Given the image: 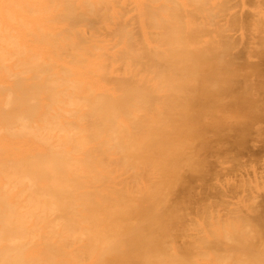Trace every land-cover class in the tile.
Returning a JSON list of instances; mask_svg holds the SVG:
<instances>
[{"label":"bare ground","instance_id":"1","mask_svg":"<svg viewBox=\"0 0 264 264\" xmlns=\"http://www.w3.org/2000/svg\"><path fill=\"white\" fill-rule=\"evenodd\" d=\"M221 1L0 0V264H264V205L259 208L262 196L256 198L264 191L254 194L256 189L252 190L256 196L247 192L252 186L250 174H242L247 186L239 177L243 171L237 176L240 182L228 174L222 181L228 190L233 183L232 193L255 197L240 201L260 212L263 221L254 211L257 215L245 214L248 210L234 201V193L231 202L230 192L225 194L227 190L220 186L222 181L217 184V189L222 187L218 196L225 199L217 197L234 202L233 206L236 203L232 212L230 207V212L225 210L230 203L217 197L212 200L217 206L212 203V207L227 204L219 207L225 213L219 208L210 211L206 201L200 203L208 207L207 213L197 201V208L191 210L186 207L188 201H177L182 196L176 193L182 191L175 189L182 173L197 159H193L197 150L192 157L190 149L196 131L188 136L184 128L189 119L195 121L188 118L199 99L193 92L195 81L202 79L203 84V75L210 76L200 69L206 63L197 56L209 58L213 40L204 38L207 45L212 44H203L205 48L197 43L216 27L225 31L221 21L226 17L220 12L229 3ZM219 3L222 6L217 7ZM227 8L222 15L226 16ZM216 16L223 19L216 22ZM212 22L214 29L206 27ZM179 84L193 90V107L188 104L192 92L188 98V90ZM202 92L201 98L212 96ZM177 111L187 117L184 113L178 117ZM176 127H180L178 134ZM180 133L184 140L177 136ZM178 143L181 146H175ZM206 145L210 152L212 144ZM182 147L186 152L180 153ZM181 156L186 163L191 160L183 172L177 170ZM202 163H197L199 170L191 167L190 174L205 173L208 167ZM263 171L256 173L257 179L251 174V182L264 179L258 175H264ZM225 176L233 182L226 183ZM172 179L177 182L171 183ZM242 186L249 188L243 192ZM178 206L187 211L182 214ZM239 206L245 211L240 212ZM242 213L255 217L248 219Z\"/></svg>","mask_w":264,"mask_h":264},{"label":"rangeland","instance_id":"2","mask_svg":"<svg viewBox=\"0 0 264 264\" xmlns=\"http://www.w3.org/2000/svg\"><path fill=\"white\" fill-rule=\"evenodd\" d=\"M223 1H225L226 3L228 2L229 3V5H228V3H227V5H228V8H227V6L226 5H224V7L226 6V8H227V12H226V16H224V15H222V13L224 14L225 13V9H223L224 10V12L223 11H221L220 12V16H223V17H226V19L223 21L222 19V17H215L216 18V22H218V20H220L221 18V25H225L224 27H222V28H224L225 29V31H220V29L218 28V27H216V30L218 31V32H226L224 35L223 34H220V35H218V34H216V33H218L217 31H215V32H212L213 34L212 35H215V36H212L211 34H209V33H207V31L204 33V34H206L207 33V36L206 35H204V36H202L203 38V41H205L204 43H202L201 41V43L199 44V42L197 43L198 44V48L200 47V45H201V48H205V46L207 45L206 44V40H204V38L205 39H211V40H213L212 42V44H214V45H212L210 42L208 43L209 45L211 44L212 45V47H213V50L211 51L209 48H208V50L209 51H207L208 52V57L209 58H207V57H205V55H204V58H207V59H209V60H211V64H209V62H204V58L202 59V58H199V57H203V55H198L196 58H197V60H203V62H201V63H203V64H207L208 66H205V65H199L200 66V69L203 67L204 69H202V71L203 72H205V74H207V72H208V74L210 73V76H208V75H203V81L206 83H204L203 82V84H201L202 83V79H196V81H195V79H193L192 77H199V75L197 76V74H194L192 77H191V80L193 81H195V86L193 87L192 85H194L193 83H192V87H193V90L195 89V91H193V90H191V86L189 85V83L190 82H192V81H190L187 85L188 86H190L189 87V89L191 90V91H189L188 89H187V86L185 87V85H186V83H184L185 85L183 86V87H185L186 89H184V88H182L181 87V83L179 84V86H180V88H182V89H184V91L186 90H188V92H187V94L186 95H188V93L189 92H195V95L196 94H198V95H196L197 97H195V98H199L198 100H199V102H197L196 100V102H194L193 100L195 99V98H193L195 95H194V93L192 92L191 94H193L191 97L192 98H190L188 101H189V103H188V101H185V106L187 107L188 106V104H191L190 106L191 107H193L192 106V103L194 102L195 104H196V106H195V104H194V107L196 108V112L194 111L195 110V108H192V109H194V110H192L193 112L191 113V116L193 115V113H194V117H191L190 116V112H189V116L190 117H188V118H195L194 120V122H192L193 120L192 119H189V120H191V122H187L188 124H186L185 125V135H191V134H193L194 133V131H196L195 133H194V135H192V136H190V137H192L193 138V136H194V138H193V141H192V146L194 147V149H193V147H191L190 146V143H189V147H191L190 149H192V152L194 151L195 153H196V150H197V155L195 156V157H193L194 155H192V154H194V152L193 153H191V155H192V157H193V159H195V158H197V159H199L198 161H197V159H195L194 161H193V159L192 158H190V159H192V163H191V160L189 159V157H188V159L190 160V161H188L187 163H191L190 165L189 164H187L186 163V161H185V159H187V155H188V153H189V151H187L188 153L186 154V158L184 159L183 158V156H181L183 159H181L180 160V165H178L179 164V160H178V158H177V164L176 165H178V166H183V167H177L178 169V171L179 170H181V172H183L184 170H185V168L184 167H186V168H188L187 167V165H189V168L187 169L189 172H187V170L186 171H184L183 173H182V175H181V178L179 179V181L177 182L176 180L179 178L178 176L180 175H178L177 177H176V175H175V177L177 178V179H172L173 180V182H171V180H170V182L171 183H178L177 185L179 186H177V188H175L176 189V192H178V191H182V192H178V193H176L177 194V196H179V197H181L182 196V198H183V201H182V198H180L181 200H177V201H181L183 204H186L187 203V201H188V203L186 204V207H188L189 209H193L194 208V206H196L195 205V203H196V201H197V203L199 204L200 202L203 204V202L204 201H206V205L208 206V205H210L211 207H209V210H210V208H211V210L213 211V212H215L216 211V208H217V211H218V208L220 207H216L215 209L212 207V200L213 201H216V199L219 197L218 196V194H219V191L221 190V189H219V188H222V187H220V186H223V188H222V190H227V191H224L225 192V194L226 193H229V195L232 193L231 191V189H233L234 187H232V184H231V189H229V190H231V191H229L228 190V188H226L227 186H224V182L222 181L223 180V175L224 174H228V176L230 177V178H234V180H235V177H236V182H240L241 180L239 179V177L242 179V178H244V177H242V174H243V176H245L246 177V174H250L249 176L250 177H248V179H250V183H251V185L252 186H255V187H253L252 188V186H251V188L249 189L250 191H247V189L249 188V186L248 187H245V186H247L246 185V181L245 180H247L246 178H245V180H243L244 181V185L245 186H242V190L243 189H245L247 192H251L252 194H251V196L252 195H254V194H257L258 192H259V190H263L264 191V187H263V184L261 183V181L262 182H264V179H263V177H260V176H264V175H261V174H258V175H260V176H258V178L260 177V178H262L261 180L260 179H258V180H260V181H258L257 180V182L256 183H252L251 181L253 180V179H251L252 177V175L251 174H254V178H256V176L255 175H257L256 173L261 169V170H264V0H234V1H226V0H223ZM223 1H221V3L223 2ZM225 2H223L224 4H225ZM232 2V3H231ZM230 3H231V5L232 6H234V7H232L231 5H230ZM234 3H238L237 4V6H236V4H234ZM234 4V5H233ZM218 6H222V5H220V3L217 5V7ZM231 6V8H229ZM220 8V7H219ZM218 10H220V9H216V11H217V13H218ZM216 11H215V15H216ZM229 11V12H228ZM219 14V13H218ZM228 14V15H227ZM219 16V15H218ZM214 18V17H213ZM218 19V20H217ZM209 20H210V18H209ZM212 20V19H211ZM214 20V19H213ZM212 20V21H213ZM210 22V21H209ZM220 22V21H219ZM224 24H223V23ZM216 24V23H215ZM207 25V24H206ZM214 23L212 22V25L211 24H209V25H207L206 27H210V28H212L213 27V29H214ZM204 26H205V23H204ZM204 26L202 27V28H204ZM218 26H220V25H218ZM206 27L204 28L205 30H206ZM221 27V26H220ZM226 27V28H225ZM211 31H213L212 29H210ZM209 30V31H210ZM199 31V30H198ZM203 31V30H202ZM204 32V31H203ZM199 34V33H198ZM217 35H218V37H217ZM211 36L212 37H215V38H211ZM201 39V40H202ZM209 39V40H210ZM216 39V42L214 41ZM208 40V41H209ZM210 40V41H211ZM218 42V43H217ZM216 43V44H215ZM203 44H206V45H203ZM209 45H207V47L209 46ZM202 46H204V47H202ZM215 46L217 47V48H215ZM220 46V47H219ZM212 47H210V48H212ZM200 48V49H201ZM199 50V49H198ZM202 50V49H201ZM200 50V51H201ZM207 50V49H206ZM205 49H204V51H206ZM197 52V54H199V51H196ZM206 52V53H207ZM202 54H204L203 52H201ZM200 53V54H201ZM206 55V56H207ZM194 56V55H193ZM194 60L193 61H195L196 59H195V56H194V58H193ZM207 59L205 60V61H207ZM199 60V61H200ZM192 61V62H193ZM195 65V64H194ZM196 67H197V69L199 68V66H198V64H197V62H196ZM212 67H211V66ZM193 67H195V66H193ZM211 69H210V68ZM209 68V69H208ZM195 69V68H194ZM194 70V72L195 71H199V70ZM207 69H208V71H207ZM210 71V72H209ZM193 72V73H194ZM192 73V74H193ZM204 74V73H203ZM196 75V76H195ZM200 76H202V72H201V75ZM205 76V77H204ZM208 77V79H206L207 77ZM200 78V77H199ZM206 80V81H205ZM207 81H210V82H207ZM197 82V83H196ZM198 83H199V85L200 86H198ZM204 84H205V86H204ZM182 85H183V82H182ZM198 86V87H197ZM204 86V87H203ZM207 86V87H206ZM198 89H197V88ZM199 87H201V88H199ZM179 88V89H180ZM205 88V89H204ZM206 90V92L208 91V94L209 95H207V96H210V95H212L211 97H203V98H201V93L200 92H202V90ZM197 90H198V92H197ZM203 90V91H204ZM185 91V92H186ZM200 91V92H199ZM205 91L204 92H202V95L204 94L205 96H206V93ZM180 93H182V90H180ZM185 94V93H184ZM183 94V95H184ZM179 95V94H178ZM181 95V94H180ZM182 95V96H183ZM217 95V96H216ZM199 96V97H198ZM181 97V96H180ZM184 97V96H183ZM188 98L190 97V93H189V95L187 96ZM187 97H185V98H187ZM200 98H201V100L203 99V100H205L204 101V104L202 103L203 101H200ZM218 98V99H217ZM176 99H180V98H178L177 96H176ZM184 99V98H183ZM193 99V100H192ZM217 99V100H216ZM224 99V100H223ZM234 99V100H233ZM181 100V99H180ZM186 100V99H185ZM190 100H191V102H190ZM211 100V101H210ZM217 101V103L218 104H216L215 102ZM207 101V102H206ZM178 102H180L179 100H178ZM177 102V103H178ZM181 102H184V101H182L181 100ZM176 103V104H177ZM188 103V104H187ZM202 103V105L200 106L199 104H201ZM198 104V105H197ZM207 104V105H206ZM184 105V104H183ZM205 105H206V107H205ZM179 106V105H178ZM177 105H176V107H178ZM180 106H182V104H180ZM185 106H183L182 107V109L184 110V107ZM199 106V107H198ZM203 106V107H202ZM189 107V106H188ZM197 108H200L201 110L199 111V109H197ZM178 109H180V107L179 108H177V110ZM187 109V108H186ZM206 110L205 112H204V110ZM188 110H190L189 108H188ZM187 110V111H188ZM180 111H182V110H180ZM180 111H177V112H179V114H180ZM186 111V114L188 113ZM204 113H203V112ZM177 112H176V114H177ZM182 114L184 113V116H185V112H181ZM205 114L204 115V119H202L201 117H203V114ZM178 114V115H179ZM182 114H180L178 117H181L182 118ZM195 114H199V116H195ZM207 114V115H206ZM183 116V117H184ZM185 117H187V116H185ZM196 117L198 118V119H196ZM181 118H180V120H181ZM187 118V119H188ZM207 118V119H206ZM186 120V118L184 119H182V122H184ZM197 120V121H196ZM204 120V121H203ZM205 120H207V121H205ZM216 120V121H215ZM178 121V123H179V120H177ZM176 121V122H177ZM198 121H200V122H198ZM191 123H193L192 124V126H194L195 128H193L192 126H191ZM197 123V124H196ZM199 123H201V126H196V125H198ZM205 123V124H204ZM177 124V123H176ZM180 124H182L181 123V121H180ZM179 124V125H180ZM190 124V125H189ZM178 127V126H177ZM177 127H176V129H177ZM180 127H182V126H180ZM179 127V128H180ZM196 127H197V129H196ZM199 127H200V130L201 129H203V130H199ZM178 128V129H179ZM178 129L177 130H175L176 131V133H177V131H178ZM194 129H196V130H194ZM180 130H183V129H180ZM190 130V131H189ZM189 131V132H188ZM193 132V133H192ZM200 132H202L203 134H201ZM206 132V133H205ZM184 133V132H183ZM182 133V134H183ZM199 133V134H198ZM205 133V134H204ZM172 134H174V131L171 133V135ZM178 134V133H177ZM181 133L179 134V135H177L179 138H182V136H184V135H182ZM207 134H209L210 135V137H209V135H207ZM208 137H207V136ZM174 136V135H173ZM197 136V137H196ZM176 137V136H175ZM178 137H176L177 139H178ZM176 138H172L173 139V141H174V143H175V140H177ZM188 138V137H187ZM209 140H208V139ZM175 139V140H174ZM183 139V138H182ZM179 140V139H178ZM177 140V142H179ZM184 140V139H183ZM190 140H192L191 138H190ZM206 141V142H205ZM181 142V141H180ZM183 142V141H182ZM180 143V144H183V143ZM185 142H186V140H185ZM187 142H189V140L187 141ZM191 142V141H190ZM205 142V143H204ZM217 142H219V143H217ZM196 143H198V144H196ZM176 144V143H175ZM202 144H204L203 146H202ZM206 144H212L211 145V147L213 148V149H210L211 151L209 152V148H210V146L209 145H206ZM216 144V145H215ZM218 144V145H217ZM219 144H220V149L218 148V146H219ZM179 143L177 144V145H175V146H177V147H179V146H181V145H179ZM197 145V146H196ZM201 146V147H199V146ZM183 146V145H182ZM186 146V143H185V145L183 146V147H185ZM214 146L217 148V149H219V150H222V151H220L219 152V150H217L216 148H214ZM182 147V148H183ZM199 147V148H198ZM207 147H209V148H207ZM174 148V147H173ZM185 148H187L188 150H189V148H188V146L187 147H185ZM202 149V151L200 150V152L198 151V149ZM207 148V149H206ZM175 149V148H174ZM186 149V150H187ZM205 149V150H204ZM169 150V149H168ZM180 150V153H181V150L182 151H184V148L183 149H179ZM177 151V150H176ZM178 152V151H177ZM184 152H186V151H184ZM199 152V153H198ZM204 152V153H203ZM183 153V152H182ZM189 153V154H190ZM183 154H185V153H183ZM202 154V155H201ZM204 154L206 155V156H204ZM214 154H216V155H214ZM178 155H181V154H178ZM211 155H213V156H211ZM185 156V155H184ZM207 156H210V157H207ZM219 157L220 158V160L218 159V158H216V157ZM178 157V156H177ZM205 157H207V158H205ZM209 158V159H208ZM213 158V159H212ZM176 159V158H175ZM211 159V160H210ZM203 160H207L206 162H207V164H206V162L205 161H203ZM214 160V161H213ZM219 160V161H218ZM181 161H184L185 163L183 164V162H181ZM204 162V166H207L208 168H209V166L211 165V168L213 169V168H215V167H217L218 168V166H219V170L217 169V168H215V169H211V168H207V169H205V167L204 166H202V164H199L200 166H202V167H204V170L206 171L205 173H207V174H209V177L207 176V174H205V173H202L201 174V171H199V172H197V170H195V172L194 173H192V174H190L191 173V171H192V169H191V167L193 168V169H195V168H198V170L200 169V167L198 166V164L197 163H201V162ZM215 161H216V163L218 164H216L215 163ZM220 162V163H218V162ZM194 162H196V165H195V163ZM224 162V163H223ZM182 163V164H181ZM185 164H187V165H185ZM185 165V166H184ZM192 165V166H191ZM194 165L195 166H198V167H195L194 168ZM209 165V166H208ZM225 165V166H224ZM262 166V168H261V166ZM224 166V167H223ZM202 167H201V169H202ZM221 167H223V169L224 168H227L229 171H230V174H229V172L227 171V169H222ZM180 168V169H179ZM210 169H211V171H210ZM220 169H222V171H225V172H223L222 173V171L220 170ZM183 170V171H182ZM238 170H240V171H238ZM253 170H258L256 173H251V171H253ZM203 171V170H202ZM221 171V172H220ZM236 171L238 172V173H236ZM241 171H243L242 173H241ZM180 172V173H181ZM215 172V173H214ZM217 172V173H216ZM228 172V173H227ZM246 172V173H245ZM176 173H179V172H177L176 171ZM188 173V174H187ZM197 173V174H196ZM211 173L213 174V176H211L210 177V175H211ZM218 173H221V174H219L218 175ZM239 173H241V175L239 176ZM261 173H263L264 174V171L263 172H261ZM185 174V175H184ZM234 174H235V176H234ZM191 175V177L193 176L194 178L193 179H191V177H189ZM199 175H201V178H200V176ZM217 176H218V178H217ZM222 178H220V177ZM227 176V177H228ZM237 176H239L238 178H237ZM189 177V178H188ZM196 177V178H195ZM199 177V178H198ZM202 177H204V179L202 178ZM218 179V181H217V179ZM173 178H174V176H173ZM186 178V179H185ZM219 178H220V183H219ZM182 179V180H181ZM184 179H185V181H184ZM201 179H203V180H200ZM215 179H216V182H215ZM228 178H226V176H225V178H224V181L225 180H227ZM238 179H239V181H238ZM257 179V178H256ZM188 180H191L192 182L189 184V181ZM193 180H194V182H193ZM197 180H198V182H197ZM174 181H176V182H174ZM221 181H222V183H223V185H220V184H222L221 183ZM230 180L228 179V181H226V183H228ZM231 181L233 182V180L231 179ZM230 181V182H231ZM181 182H185L184 184H182ZM202 182V183H201ZM212 182H214V183H212ZM235 182V181H234ZM235 182V184L237 185V184H240V183H236ZM255 182V181H254ZM259 183H261V184H259ZM174 184H170V185H172V188H173V186H175ZM195 184V185H194ZM202 184V185H201ZM214 184H216V185H214ZM217 184L218 185H220V186H218V189H217ZM229 184V183H228ZM228 184H226V185H228ZM242 184V185H243ZM253 184H255V185H253ZM261 187L262 186V188H260V187H258V185ZM183 185V186H182ZM184 185H186L185 187H184ZM210 185V186H209ZM250 185V184H249ZM199 186V187H198ZM207 186V187H206ZM238 186V185H237ZM181 187V188H180ZM191 187V188H190ZM210 187V188H209ZM216 189H215V188ZM229 187V186H228ZM241 187V184L239 185V188ZM244 187V188H243ZM193 188V189H192ZM196 188V189H195ZM204 188V189H203ZM238 188V187H237ZM236 188V189H237ZM178 189H180V190H178ZM195 189V190H194ZM208 189V190H207ZM241 189V188H240ZM240 189H237V190H239V191H241ZM254 189H256L255 191V193H254V191H252V190H254ZM173 190L174 189H172V191H171V193L173 194ZM185 190V192H183ZM199 192H198V191ZM200 190H202V192H200ZM211 190V191H210ZM235 190V189H234ZM245 190H243V192L245 191ZM193 191V192H192ZM205 191V192H204ZM206 191H208L209 193L207 194V192ZM218 191V192H217ZM258 191V192H257ZM190 192V193H189ZM196 192V193H195ZM217 192V193H216ZM236 192V191H235ZM235 192H233L234 193V195L232 196V195H230V197L228 198L229 200L231 199V202L234 200V201H236V202H239L240 203V205L242 204L241 203V198H243V197H245L246 196V192L245 193H243L242 191V193L243 194H241V195H243V196H239L238 194H237V192H236V194H237V196H236V194H235ZM240 192V193H241ZM174 193H175V190H174ZM186 193V194H185ZM193 193H195V194H193ZM197 193H198V196H199V193H200V195H201V197L199 198L198 196H197ZM232 193V194H233ZM254 193V194H253ZM176 194H175V197H176ZM180 194V195H179ZM202 194L204 195L203 197H204V199H203V197H202ZM248 194V193H247ZM191 195V196H190ZM194 195L198 198H196V197H194ZM221 195H224L223 194V191L221 192ZM228 195V194H227ZM262 196V197H260L261 199H262V201L258 204V201H256L257 202V204L259 205V208H260V206L262 207L263 205H264V192L262 193V191H260V193L259 194H257V196L256 195H254V196H256V198H259L258 196ZM218 196V197H217ZM231 196L232 197H234V199L232 200V198H231ZM253 196V197H254ZM174 197V196H173ZM209 197V198H208ZM217 197V198H216ZM221 198H224L223 196H220ZM219 197V198H220ZM235 197H237V198H235ZM247 198H252V197H248V196H246ZM246 197L244 198L245 200H248V199H246ZM192 198H195L194 200L192 199ZM219 198L217 199L218 201H219ZM176 199V198H175ZM186 199V200H185ZM208 199H211V202H210V200H208V202H207V200ZM225 199V198H224ZM237 199V200H236ZM244 199H242L243 200V203L245 202V200ZM253 200L255 199V197L254 198H252ZM261 199H257V200H261ZM193 203V205H192V203L190 202V201ZM223 199H220V201H222ZM227 200V199H226ZM222 201V202H224V203H230V206H228L227 204H225V206L227 205L228 206V208L227 209H225L226 211L229 209V207H230V210H231V212L232 211H234V210H232V207H237V205H236V203H235V205L233 206V204H234V202H233V204H231V202L228 200V201ZM256 200V199H255ZM176 200H175V202L176 203H178ZM217 201V202H218ZM219 201V202H220ZM249 201V200H248ZM185 202V203H184ZM218 202V203H219ZM221 202V203H222ZM254 202V201H253ZM263 202V205H261V203ZM176 203H175V205H176ZM191 203V204H190ZM196 203V204H197ZM201 203L199 204V206H200V208H201V206L203 207V205H201ZM215 203L216 202H214L213 204L215 205ZM220 203V204H221ZM224 203H222L223 205H224ZM239 203H237V204H239ZM255 203V202H254ZM182 204V205H183ZM245 204V203H244ZM244 204H242V208H244V209H247V207H249V205L247 206H244ZM252 204V207H253V209L254 208H257V205H255V207H254V205H253V203H251ZM188 205V206H187ZM198 206V205H197ZM197 206H196V208H197ZM215 206H217V205H215ZM225 206H223V207H225ZM177 207V206H176ZM178 207H180V206H178ZM181 207H184V206H181ZM180 207V209H181V212L183 211V209ZM208 207H206L205 208V206L203 207V208H205V209H203L202 208V213L204 212L203 210H205L206 212H204V213H207L208 212ZM222 206L220 207L221 209L223 208ZM240 208H241V206H239ZM238 207V208H239ZM251 207V208H252ZM215 210H213V209ZM219 208V211L220 212H222L223 210H221ZM237 208V209H238ZM239 208V209H240ZM240 209L239 211L241 212V211H243L244 209ZM250 208V207H249ZM247 209L248 210V212L246 213L245 212V214H248V216H249V214L250 213H253V211L251 210V209ZM176 209H178V208H176ZM179 209V210H180ZM185 209V208H184ZM198 209H199V207H198ZM224 209V208H223ZM178 210V211H179ZM210 210V211H211ZM235 210H236V208H235ZM249 210H251V211H249ZM262 214L264 215V208H262ZM187 211V210H186ZM185 211V212H186ZM197 210L195 209V212H196ZM201 211V209L198 211V212H200ZM229 211V210H228ZM227 211V212H228ZM245 211V210H244ZM257 211H259V209L257 210ZM181 212H179V214H181ZM184 212V213H185ZM188 212H190L189 210H188ZM187 212V213H188ZM193 212V211H192ZM195 212H193V214H195ZM197 212V216L199 215L200 216V213H198ZM224 212V211H223ZM230 212V211H229ZM254 212H256V209H255V211ZM183 212H182V214H184ZM186 213V214H187ZM225 213V212H224ZM244 213V212H243ZM242 213V216H244V217H246V215L245 214H243ZM257 213V212H256ZM254 214V215H257L258 213H260V212H258L257 214ZM260 213V214H261ZM191 214V213H190ZM252 214V215H253ZM192 215V214H191ZM190 216V215H189ZM192 216H194V217H196V218H198L199 219V217H197V216H195V215H192ZM248 216L246 217V218H248ZM262 215H260V217H261ZM186 217H188V216H186ZM191 217V216H190ZM254 217L255 216H253V217H250V218H253L254 219ZM258 217H259V214H258ZM259 217V218H260ZM185 218V217H184ZM250 218H248V219H250ZM264 218V217H263ZM182 220H183V218H181ZM262 219V217L260 218V220ZM258 220L260 223H261V221H263V220ZM253 221V220H252ZM256 222H257V220H255ZM254 221V222H255ZM253 222V224H255ZM264 222H262L261 224H263ZM261 224H259V225H261ZM259 225H257L258 227H262V225L261 226H259ZM264 225V224H263ZM263 228V227H262ZM98 263H100V262H98ZM101 263H103V262H101ZM186 264L185 262H181L180 264ZM120 264V263H119Z\"/></svg>","mask_w":264,"mask_h":264}]
</instances>
